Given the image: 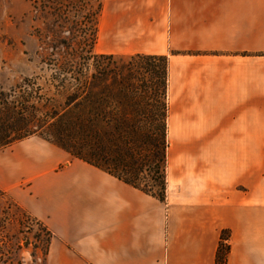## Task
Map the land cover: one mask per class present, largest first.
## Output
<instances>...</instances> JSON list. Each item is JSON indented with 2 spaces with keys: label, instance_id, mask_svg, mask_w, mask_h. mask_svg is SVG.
Here are the masks:
<instances>
[{
  "label": "crops",
  "instance_id": "0c3cea01",
  "mask_svg": "<svg viewBox=\"0 0 264 264\" xmlns=\"http://www.w3.org/2000/svg\"><path fill=\"white\" fill-rule=\"evenodd\" d=\"M94 50L167 58L165 200L36 135L0 149L44 264H264V0H100Z\"/></svg>",
  "mask_w": 264,
  "mask_h": 264
},
{
  "label": "trees",
  "instance_id": "16d2710c",
  "mask_svg": "<svg viewBox=\"0 0 264 264\" xmlns=\"http://www.w3.org/2000/svg\"><path fill=\"white\" fill-rule=\"evenodd\" d=\"M99 10L100 0L97 18ZM95 39L96 25L94 42ZM95 57L108 61L114 58L97 53ZM128 59L127 63L101 69L97 75L90 77L80 63H76L72 67L74 69L63 65L60 74H70L73 81L67 82L63 77L51 95L38 87H28L29 83L9 92L0 89V149L37 135L59 146L72 158L91 164L164 202L167 58L163 55L135 54ZM155 62H160V66ZM106 77L108 83L105 82ZM57 97L62 98L60 103ZM157 107L158 111L154 109ZM103 125L108 127V131L103 130ZM142 125L147 126L146 131L141 129ZM44 133L51 139L44 137ZM92 145L95 147L91 149ZM148 164L153 169L144 174ZM1 197L0 232L9 221L6 214L11 209L18 215L19 233H28L36 225L35 248L39 250L41 264H44L52 233L41 221L13 201L5 199L3 193ZM226 234L222 232V238ZM29 245L28 237L23 236L16 247L28 248ZM2 246L10 248V239L6 235L0 236V261L5 262L12 252L7 249L4 254ZM227 250L228 245L221 242L215 257L216 264H224ZM30 255L33 256V253Z\"/></svg>",
  "mask_w": 264,
  "mask_h": 264
},
{
  "label": "rangeland",
  "instance_id": "374dc122",
  "mask_svg": "<svg viewBox=\"0 0 264 264\" xmlns=\"http://www.w3.org/2000/svg\"><path fill=\"white\" fill-rule=\"evenodd\" d=\"M98 3L99 0H0V89L9 92L29 83L28 87H38L51 95L63 77L67 82L73 81L70 74H60L63 65L74 69L72 67L80 63L90 77L101 69L127 63L128 57L116 56L110 61L94 58ZM155 63L160 66V62ZM61 101L62 98L57 97V102ZM154 109L158 111L159 107ZM141 129L146 131L147 126L142 125ZM103 130L108 131V127L103 125ZM43 136L51 139L48 134ZM93 147L95 145L91 149ZM145 168L144 174L153 169L149 164ZM257 203L264 201L255 198ZM6 215L9 221L4 224L0 236H8L10 248L2 246V251L5 254L9 249L12 254L0 264H41L34 237L38 227L33 225L28 233H19L16 212L11 209ZM23 236L28 237L31 245L17 249Z\"/></svg>",
  "mask_w": 264,
  "mask_h": 264
}]
</instances>
